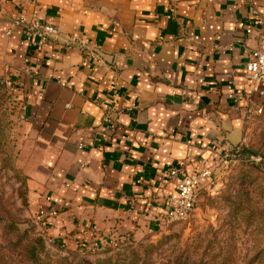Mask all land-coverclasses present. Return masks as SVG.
I'll return each instance as SVG.
<instances>
[{"label":"crops","instance_id":"obj_1","mask_svg":"<svg viewBox=\"0 0 264 264\" xmlns=\"http://www.w3.org/2000/svg\"><path fill=\"white\" fill-rule=\"evenodd\" d=\"M263 5L0 0V77L21 91L28 203L53 214L48 239L84 246L159 227L175 194L170 169L192 173L245 143L259 98L247 96L244 66L264 32L254 14L264 18ZM33 18L59 31L42 49L12 28ZM70 37L99 45L101 62L65 48Z\"/></svg>","mask_w":264,"mask_h":264},{"label":"rangeland","instance_id":"obj_2","mask_svg":"<svg viewBox=\"0 0 264 264\" xmlns=\"http://www.w3.org/2000/svg\"><path fill=\"white\" fill-rule=\"evenodd\" d=\"M23 106L20 89L0 77V264H264V162L229 153L214 164L216 193L198 196L186 221L146 224L142 235L117 234L84 246L48 239L28 203ZM257 108L241 145L264 160V96ZM37 237L44 251L35 263L25 261L28 239Z\"/></svg>","mask_w":264,"mask_h":264},{"label":"built area","instance_id":"obj_3","mask_svg":"<svg viewBox=\"0 0 264 264\" xmlns=\"http://www.w3.org/2000/svg\"><path fill=\"white\" fill-rule=\"evenodd\" d=\"M262 8L264 10V5ZM254 14L257 16L255 27L261 29L264 20L263 14L257 11H254ZM12 28H17L24 37H33L38 49H42L45 45L59 37V31L56 27L41 24L34 18L30 21L16 19L12 23ZM253 30L254 27H248L245 33L251 35ZM64 46L68 49L75 47L81 51H86L88 58L94 63L101 62L103 58L100 46L94 43L92 44L86 39L70 37L67 39ZM244 80L248 97L257 95L258 98H261L264 96V32L260 34L257 48L250 53L245 63ZM61 86H64V84H61ZM256 111L261 112L260 108H257ZM108 117L109 114H105L104 120ZM231 150L225 149L224 151L222 150L212 154L210 157L201 159L195 171L192 173H186L179 168H173L168 171V178L174 183L175 194L167 198V209L163 215V222L172 224L186 221L195 210L199 191L201 189L206 191L209 195L216 193L218 189V180L214 174V164L222 159V157H227ZM250 159L256 163L264 162L260 157H251ZM222 163L224 164L226 162ZM51 215L53 214L39 211L34 217V222L42 226L46 216Z\"/></svg>","mask_w":264,"mask_h":264},{"label":"trees","instance_id":"obj_4","mask_svg":"<svg viewBox=\"0 0 264 264\" xmlns=\"http://www.w3.org/2000/svg\"><path fill=\"white\" fill-rule=\"evenodd\" d=\"M229 154L230 156H233L238 160L240 159L241 161L243 160L250 161L251 160L250 158L252 157V155L249 154L248 150H246L241 144L233 148ZM28 240L30 241L29 243L30 246L29 248L25 247L23 251V258L25 259V261L35 263L39 258L40 254L44 251V242L41 237L31 238V239L29 238Z\"/></svg>","mask_w":264,"mask_h":264}]
</instances>
